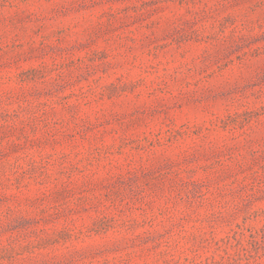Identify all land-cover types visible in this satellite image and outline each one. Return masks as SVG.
Masks as SVG:
<instances>
[{"label":"rangeland","instance_id":"rangeland-1","mask_svg":"<svg viewBox=\"0 0 264 264\" xmlns=\"http://www.w3.org/2000/svg\"><path fill=\"white\" fill-rule=\"evenodd\" d=\"M0 264H264V0H0Z\"/></svg>","mask_w":264,"mask_h":264}]
</instances>
